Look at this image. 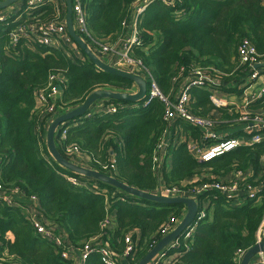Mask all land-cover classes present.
Here are the masks:
<instances>
[{
    "label": "trees",
    "instance_id": "trees-1",
    "mask_svg": "<svg viewBox=\"0 0 264 264\" xmlns=\"http://www.w3.org/2000/svg\"><path fill=\"white\" fill-rule=\"evenodd\" d=\"M136 1L82 0L90 34L97 40L119 44ZM171 1V6L161 2L148 6L139 20L140 45H134L130 52L131 58L150 71L169 99L179 89L180 81L176 79L182 68L185 74L200 67L228 75L238 65L237 50L244 39L264 54V0ZM28 17L38 24L57 18L51 4L32 11ZM15 18L10 17L8 22ZM16 26L0 23L1 182L6 190L19 189L25 201L35 196L43 218L61 229L68 246L79 250L98 237L119 257L120 264H137L161 241L164 228L181 218L185 206L140 200L60 167L46 143V126L53 113H47V104L40 106L35 99V92L46 89L55 75L65 80L55 104L57 115L79 107L97 90L134 93L136 85L98 70L75 45L46 48L21 38L12 47L9 34ZM237 76H225L234 87L223 88L221 95H241L236 87ZM212 93L202 88L191 89V110L195 115L219 121L239 116L228 115L230 107L216 106L210 99ZM111 107L115 112L108 111ZM249 108L264 109V97ZM165 113L166 107L159 100L147 106L142 102L101 100L86 115L64 124L66 141L61 142L58 133L56 147L66 159V148H77L90 158L92 169L109 176L111 171L105 167L114 161L113 174L117 179L153 194L159 193L160 181L167 189H187L184 184L200 186L213 179L230 178L239 170L254 172L250 177L253 185L263 180L264 141L240 147L209 163L197 161L185 142L170 147V168L166 160L160 179L154 171L153 154L167 130ZM176 126L182 134L201 141V132L189 123L179 121ZM228 127L220 126L223 130ZM239 134L240 131L235 132L236 136ZM69 178L81 185H74ZM260 196L259 202L246 199L241 205L212 190L200 195L206 218L196 225L189 250L166 253L167 257L177 255L171 264H239V252L255 245V234L264 217V188ZM109 214L114 216V227L103 231L101 223ZM136 231L140 233L138 237ZM8 234L13 235V241ZM128 235L136 246L134 253L124 259ZM97 247L85 264H105ZM61 253V248L37 235L19 207L0 202V264H75Z\"/></svg>",
    "mask_w": 264,
    "mask_h": 264
},
{
    "label": "built area",
    "instance_id": "built-area-1",
    "mask_svg": "<svg viewBox=\"0 0 264 264\" xmlns=\"http://www.w3.org/2000/svg\"><path fill=\"white\" fill-rule=\"evenodd\" d=\"M72 1L73 22L76 33L91 48V51L107 65L112 67L124 66L129 72L137 74L147 81L148 97L144 102L145 106L149 105L153 100H159L166 107L164 120L167 124V130L153 154L155 172L158 173L161 171L162 165L168 158V149L170 147H177L184 142L187 144L190 154L197 161L209 163L240 147L253 146L264 141V109L252 111L249 108L251 104L264 97V54H259L257 48L250 40L244 39L239 45L237 50L238 65L228 75L222 76L223 74L212 71L214 70L212 68L202 69L200 67H196L185 74V72L183 73L184 68H182L181 75H178L176 79L180 81L179 89L173 99H169L163 94L150 71L145 68L139 60L131 58L130 52L134 45H140L138 38L139 20L148 6L156 2L171 6L172 1L137 0L133 5L129 19L124 24L125 36L117 45H112L93 37L87 29L82 0ZM50 4L53 5L56 10V20L38 24L28 17L32 11L41 9ZM17 14L19 15L15 16H19V19L15 18V21L8 22L10 17H5L0 13V23H4L7 26L15 23L17 24L15 29L9 34L12 47H15L21 38L27 39L39 47L42 46L46 48H58L64 44L74 45L67 31L65 22L66 7L64 2L58 0H24L23 8L19 10ZM24 16H27V18L23 19ZM237 72H239V77L237 76ZM225 76L238 77L236 78L239 84L236 87L242 91L239 97L232 94H220L223 88L226 87L227 89H231L234 87L232 83L226 82L227 79H225ZM236 78L231 79V81H234ZM64 83L65 80L63 77L55 75L51 77V83L46 89L35 92L37 104L40 106L47 104L46 112L53 113L52 119L46 126V131L49 124L56 117L60 116L55 114V104ZM193 88H202L212 91L213 93L210 99L216 106L230 107L231 110L228 115H231L232 108L235 107L237 108L236 114L239 116L236 119L219 121V119L215 120L210 117L206 118L195 115L191 110V89ZM108 111L115 112V108L111 107ZM179 121L187 122L194 128H197L201 132V141H194L189 136L187 137L182 134L181 130L176 126ZM221 125H228V130L221 129ZM237 125H241L243 128H240V134L236 136L235 132H239L235 129ZM171 129H175V131H171ZM38 134L41 135V127L38 128ZM66 137L67 129H62L59 134L60 141L65 142ZM65 155L68 157V160L75 164L84 157L77 148L71 146L66 148ZM85 159L90 162L89 157ZM114 163L113 161V164ZM113 164L110 167H105V169H110V176L115 177L113 174L115 172V166ZM262 169H264V166ZM253 175L254 172L251 170L247 172L239 170L230 178L221 177L218 180L213 179L200 186H189L187 189H167L162 182L164 189L163 191H159L160 194H166L164 196L170 198H192L200 207V211L194 224L184 233L182 240L171 243L167 247L165 253L160 254L151 264H160V260L167 256V252L178 251L181 248H184L186 251L190 249V240H192L195 235L196 225L206 218L205 210L201 208L198 199L200 195L206 194L212 190L226 195L236 204L243 205L246 199L259 202L261 200L260 194L264 188V176H262L263 180L260 183L253 185L250 182V177ZM201 176L209 178L205 174ZM69 181L74 185H81L76 179L69 178ZM0 202L6 203L9 206L19 207L25 219L31 224L37 235L48 244L61 248V255L64 259L72 260L74 248L66 244V236L59 227L43 218L39 210L38 200L35 196L30 197L29 201H25L19 189L6 190L0 180ZM185 213L184 211L181 218L164 228V237L170 234L176 226L180 224ZM113 220L114 216L109 214L101 223V229L103 231L111 230L114 225ZM125 243L126 250L123 255L124 259L134 253V247L136 246V243L131 239V235L127 236ZM262 243H264V217L255 234V245ZM96 246H98L97 249L100 251L102 261L105 264H120L119 257L107 244L100 241L98 237L85 243L83 248L78 250L80 252V264H85ZM246 252L247 251L239 252V263ZM251 264H264V254H257Z\"/></svg>",
    "mask_w": 264,
    "mask_h": 264
},
{
    "label": "water",
    "instance_id": "water-1",
    "mask_svg": "<svg viewBox=\"0 0 264 264\" xmlns=\"http://www.w3.org/2000/svg\"><path fill=\"white\" fill-rule=\"evenodd\" d=\"M24 0H0V11L6 10L12 5H15ZM66 7V16L65 22L67 26V31L69 37L72 40V43L75 47L82 51V53L92 62V64L100 71L106 72L113 76L122 77L131 80L136 85V92L130 93H121V92H113L110 90H97L90 94L84 103L79 107L62 114L56 117L48 126L46 131V143L49 150L50 155L53 160L62 168L69 171L70 173H74L79 176L86 177L91 180H96L108 185H111L118 190L127 193L133 197H136L140 200H145L153 203L162 204L165 206L181 204L186 208V213L180 224L167 236L163 237L160 242H158L150 252H148L137 264H151L155 258H157L160 254L165 253L167 247L179 240V238L186 232V230L191 227L199 214L200 207L197 205L194 199L187 197H176L170 198L166 197L160 193L153 194L141 191L139 189L133 188L119 179L103 174L101 172L95 171L94 169L84 168L79 166L70 160L66 159L57 149L55 143V137L58 133L64 128V124L72 119L80 118L90 110V108L98 101L105 99H114L123 102L130 103H144L148 97V83L141 76L131 73L129 71H124L121 69H117L110 65H107L102 60H100L92 51L91 48L85 43V41L76 33L74 22H73V1L65 0ZM264 254V243L259 245H254L251 247L243 256L242 260L239 264H251L257 254Z\"/></svg>",
    "mask_w": 264,
    "mask_h": 264
},
{
    "label": "crops",
    "instance_id": "crops-1",
    "mask_svg": "<svg viewBox=\"0 0 264 264\" xmlns=\"http://www.w3.org/2000/svg\"><path fill=\"white\" fill-rule=\"evenodd\" d=\"M59 1L65 3V0H59ZM23 4H24V1L19 2V3L15 4V5H12L11 7H9V8L6 9V10H2V11H0V13H1L3 16H5V17H11V16L19 15V14H17V12L23 8ZM16 18L19 19V16L16 17ZM134 92H136V91H134ZM59 96H60V94H59ZM240 128H243V126H241V125H237L235 129H236L237 131H239ZM85 158H86L85 156L82 157V158L79 160V162L77 163V165L82 166V167H84V168L92 169L89 160H87V159H85ZM158 175H159V178L161 179V176H162L161 171L158 172ZM162 184H163L162 181H160L159 191H160V190L163 191V189H164V188H163L164 186H162ZM183 186H185V187L188 188L187 184H184ZM187 198H189V197H187ZM185 212H186V209H185ZM113 227H114V226H113ZM176 227H177V226H176ZM136 232H137V237H138L140 233H139V231H136ZM13 238H14V237H13L12 234H8V239H9V240L13 241ZM176 256H177V255H174V256H168V257L166 256V257H164V258H162V259L160 260V264H171L172 260H173ZM72 260L74 261L75 264H80V252H79L77 249H74V255L72 256Z\"/></svg>",
    "mask_w": 264,
    "mask_h": 264
},
{
    "label": "rangeland",
    "instance_id": "rangeland-1",
    "mask_svg": "<svg viewBox=\"0 0 264 264\" xmlns=\"http://www.w3.org/2000/svg\"><path fill=\"white\" fill-rule=\"evenodd\" d=\"M115 68H117V69H121V70H124V71H128V69L126 68V67H124V66H116ZM130 94H132V93H130ZM238 100V99H237ZM237 100H235V101H237ZM236 110H237V108H232V112L230 113L231 114V116H233V115H235L236 114ZM167 163H168V165H169V167H168V169L170 168V162H169V159L166 161ZM183 187H185V186H183Z\"/></svg>",
    "mask_w": 264,
    "mask_h": 264
}]
</instances>
